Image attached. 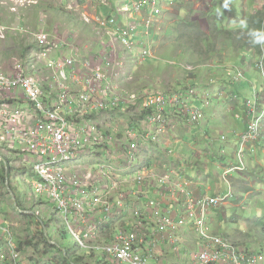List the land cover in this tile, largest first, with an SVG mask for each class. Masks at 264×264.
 Returning a JSON list of instances; mask_svg holds the SVG:
<instances>
[{
  "label": "rangeland",
  "instance_id": "obj_1",
  "mask_svg": "<svg viewBox=\"0 0 264 264\" xmlns=\"http://www.w3.org/2000/svg\"><path fill=\"white\" fill-rule=\"evenodd\" d=\"M86 2L87 6H84ZM223 2L227 10L226 8L225 10L222 9L221 3ZM63 3L64 0H0V69L9 66L10 69H14L15 64L18 62L22 63L20 60L23 59L25 53H42L38 51L37 44L35 45V36L41 32L47 33L49 38L56 37V39H63L64 43H72L71 39L77 34L78 41L75 42V45L82 46L81 41L83 40L87 42L86 45L93 46L94 42L92 39H89L90 34L86 33V31L94 32L95 29L92 27L86 29L82 24V20H93L95 17H91L88 12V9L91 7L90 1L84 0L80 3L79 11L70 13L71 17L67 18L66 16L69 12H66L65 4ZM164 6L162 18L166 20L161 18L158 20L157 39L153 46L155 50L152 52L153 57L141 62L142 64L135 62V66L138 67L136 72L137 78L127 73L129 68L126 66V63L122 67V73H127L125 79L122 80V83L126 85V89L128 90L129 84L134 81V85L136 86L130 88L136 89V91L143 88L158 92L171 91L173 89L178 91L180 84L183 86L187 80L192 79L187 76H192V73L195 74L197 72L201 79L199 82L203 81L201 84L206 83L213 87L212 91L208 89L209 94L217 90L227 94L221 97L220 100H217L219 95L216 96L217 98L214 99V102L205 108L207 115H203V119L198 126H190L182 121H176L178 123L177 127L171 125V128H176V131H173L168 136L165 131L169 130V128L166 127L165 131L162 129L158 135L159 142L157 145L150 147V152H147L143 159L147 163H155V166L161 171H172L175 169L187 177L188 180L193 181V184L203 183L206 189H208L209 195L213 192V189L226 194L229 190L228 185L224 181H227L231 177L232 192L234 193L233 197L226 199V202H219V209L213 212L212 207L209 210L205 229L202 226H198L197 223L193 224L189 222L185 224L186 227L183 230V234L191 239L189 251H180L177 253L178 256L176 253L171 252V264H199L191 260L189 254L196 252L198 245L202 244V236L198 232L203 229L205 236L220 235L235 246L251 251L257 249L264 250V132L261 136L262 141L256 146L257 148L251 151L249 155H246V162L247 164L250 163L248 171L236 172L235 167L228 164V162H236L232 155L236 153L238 147L236 144L233 145L235 137L231 131L233 129L242 131L245 124V117L236 119L235 114H243L241 105L244 104V100L249 98L255 90L259 93L264 92L262 88L264 81L262 80L261 73L257 67L255 68L249 63L255 62L256 57L248 51L241 52V54L238 53V48H240V45L243 47L246 41L247 30L244 28L245 22L255 15V13H259L262 7L261 13H264V0H164ZM93 11L95 10L93 9ZM211 12L214 15H211ZM191 13H195V17ZM205 13L211 15L212 19H210V23L211 21L213 23L210 25L214 24V28L217 30H214V34H211L212 38L210 40L207 37H211V35H206L209 29L204 22L205 19L200 20ZM109 15L110 13H107L106 17ZM225 17L228 19L227 28L223 24ZM42 21L45 26L40 25ZM231 22L232 25L230 24ZM183 23H186V25L183 26ZM193 25L197 26L201 30V33H204L206 39L201 40L200 37L197 40L196 34H194L193 40H189V38L182 39L183 33L188 34V30ZM231 28L232 30H230ZM84 32V37L80 39V35ZM227 32L231 34L229 37L231 41L227 40V42L230 44L232 39L235 40V44L232 47L225 42L224 34ZM104 40L107 41V38ZM133 40L138 43L139 39L136 37ZM187 41H190V43L186 44ZM198 41L201 42L199 43ZM202 41L206 42L203 44ZM183 44L191 49L189 53H187L186 46ZM26 47L29 48L27 49ZM65 48H62V50ZM67 53H69V50H64V54ZM69 56L67 54L66 57ZM240 57L245 59L243 62H247L248 66L241 67L239 64L242 63L239 59ZM131 59L134 60L135 58ZM167 61L172 63L168 64ZM232 63L237 68L246 71L247 79L250 83L241 82V84L233 85V82L228 77V73L232 72V70L228 68L227 73L223 72L226 81L211 85L208 82L209 78L206 76L205 69L202 71L196 69L199 65L216 68V65L222 64L223 66L231 67ZM175 64H178L179 67L177 65L175 67ZM31 65L33 66V62ZM218 73V71L214 72L213 76L215 75L217 78H220L221 76H217ZM195 86H197L196 90L192 88L186 90L188 91V95L210 88L208 86L199 88L198 83ZM236 91L238 92L237 95H239V103L236 102L233 95ZM129 99L132 100V97L130 96ZM230 99H233V102L230 103ZM124 101V104L121 106L124 110L120 107L116 110L103 111L99 114V118L103 119L99 121L100 124H105L106 121L104 119L107 118L113 120V127L107 125L110 128L109 133L114 134L112 141H121V139L125 141L122 133L123 129L120 128L119 131H115L116 124L120 120L122 122L120 126L129 125L132 127L131 120H136L137 118L133 128H145L143 127V112L141 111L137 115L139 105L136 102L129 104L128 98ZM194 104L200 106V103L196 100ZM142 108L143 105L141 106ZM233 109L236 112L232 114ZM257 110L258 113H261V117L264 114L262 108H257ZM229 122H232L233 129L231 124L227 126ZM155 129L160 130L158 126L150 127L152 132ZM226 135L229 137L228 141L225 140ZM245 153L248 154L249 149ZM124 154L119 145H113L107 152L106 150H98L93 154H88L84 158L86 161L85 165L92 164L89 162V157L99 155L102 157L101 160L107 164L106 166L109 167L112 163L114 166L119 159L124 160ZM0 155V220H7L10 224H14L13 230L17 242L24 244L28 239L34 238V232H36L35 226L28 228L27 221L23 220L22 214H30L45 222L43 223L40 220L44 228H46V236L50 239L47 244L49 249H44L47 246L46 243L40 244V254L36 253L34 247L23 245L21 248L24 257L23 262L29 261L32 264H58L63 255V252L58 251L61 250L65 253L69 251L70 257L72 255L83 256L80 259L81 264H98L100 262V264H110L107 262L102 263L103 259L101 257L91 259L88 256L89 253L87 254L84 252L85 250H81L82 248L70 233L69 227L55 216L54 211L57 205L49 196H38L42 202L37 201L35 203L34 190L30 187V183L35 181V177L24 165H32L29 162L30 157L18 158L15 154H11L9 155V160L7 155L1 152ZM170 155L173 156V159ZM10 161L13 164L6 168V165ZM13 166L16 170H14ZM17 168L21 171H18ZM95 169L100 170V165L96 164ZM231 173L233 174L230 175ZM6 175L8 178L4 182L3 176L6 177ZM18 177L22 178L18 179ZM8 186L13 192L16 202L18 199L20 200L22 204L20 209L13 201L8 191ZM161 186H168V184ZM189 191L192 194L191 189ZM161 198V194L154 193L151 197L147 196L146 201L150 202L151 200ZM174 199L183 202L181 196H175ZM177 211H182L181 220H184L186 216L184 215V209L180 206V208H177ZM133 222V218L119 220L117 224L109 228V235L116 236L120 231L133 230L135 228ZM257 223H259L258 227L255 226ZM36 235L40 237L39 232ZM169 238L171 242L163 241L159 243L158 248L160 251L161 248L169 247L177 240L175 237ZM37 242L34 241V244ZM95 243L99 244L103 243V241ZM51 245L55 247L50 248ZM86 254L87 256H85ZM54 259L59 261L55 262ZM98 260L100 261L97 262ZM113 264L117 263L114 262Z\"/></svg>",
  "mask_w": 264,
  "mask_h": 264
},
{
  "label": "bare ground",
  "instance_id": "obj_2",
  "mask_svg": "<svg viewBox=\"0 0 264 264\" xmlns=\"http://www.w3.org/2000/svg\"><path fill=\"white\" fill-rule=\"evenodd\" d=\"M83 1L84 0H64L63 4H65L66 12H78L80 9V3H82ZM89 1L91 7L90 9H88V12L90 13L91 17L96 16V20L92 21L95 22V24L92 26V28L95 29V35L93 36L91 32H88L91 36L89 39H92L94 42L93 46L86 45L87 42L82 40V46L75 45V41L67 46H63L57 49L52 48V50L46 51L45 48L41 47L38 44L35 36V45L37 44L36 47L38 51L42 53H25L23 59L20 60L22 61V63L18 62L17 64H15L14 69H10V66L0 69V147H8L10 153L3 152L1 150L0 152L7 155L9 160V155L11 154H15L18 158L26 156L30 157L29 162H31L30 164L32 165H24H26L27 169L33 172L34 176H37L35 182H38L42 186L45 196H49L56 203V205H59L61 203V201L59 200L61 196L70 198L67 206L60 210V215L56 214L55 211L54 214L59 220L63 221L65 225L66 223L63 220L64 217L78 220V222L82 223L78 224L77 226H75V224L72 225L73 228L80 230L81 233L71 232L70 230V233L72 234V236H74L78 245L82 240L84 242L88 241L86 239V234L88 231L91 234L90 239L93 240L92 248L97 247V250H94L92 252H112L114 256L119 258V262L114 260V262H116L117 264H158L157 261L162 259V256H159L157 253V250L159 249V243L163 241L171 242V239L167 238L168 240H162L159 234L163 233V231H161L157 235L155 240L152 239L150 242L148 238H137L131 240V235L133 233H138L140 237H148L145 231V227L148 225L146 223V220H144L146 214L145 211L139 210L144 198L150 192H152L153 188L151 183V172L154 171V166L149 167V170H137H139V166L147 163L146 161H144L143 157L147 152H150V147L157 145V143L159 142L158 135L161 133V130L155 129L152 132V135L145 139L142 128L137 129L129 127L127 128V133L129 135H133L131 141L132 143L137 144V148L133 149L131 145H128L124 149V152L126 153L125 155H123L124 160L119 159L114 164V166L112 163V165H109L108 167L106 166L107 164L101 160L102 157H100L99 155H95L89 157V162L92 163L89 164L90 166L81 165L77 169L73 168L72 163H80L82 161H85V159H82L80 156L72 153L69 148L67 150L63 148L60 152L52 146L49 147V157H47L48 159H45L48 163L42 164L41 166L45 169H41L40 167H38L39 165L32 159L33 155L30 153L28 146L23 145L21 139L19 138V135H22L27 140L36 138L41 142L43 138H47L51 134H53V129L55 127L54 123L49 124V121L41 120L42 115H46L48 119V117H50L51 115L57 114L56 118L58 120L62 118L67 120L68 118L74 117L71 125L79 124L81 127H83L85 122L87 121L88 116L98 114V116L100 117L99 114H101L103 111L116 110L124 104V100H126L127 98L129 104L135 103V101L130 100L129 97L134 96L136 92L142 94L143 97L142 109H145V111H142L144 115L143 127H148L151 118H156L157 115L161 113L158 108L154 107L151 109V107L146 104L150 100H152L148 89L143 88L138 91H136V89H131L130 87L136 86L134 85V81H132L131 84L128 83L129 89H126V85L122 83V80L124 79V77H122V73H120V76L117 77L116 81L110 88L105 87V75L109 73L110 69H102L95 75L94 78L98 80L97 83L88 84L89 80L86 78H71L70 80L64 79V81L61 82L62 78H65L67 76V78H69L73 71H77L83 67L88 66L90 62H84V60L91 59L93 56L97 55L98 51L103 49L101 46L103 43H101L102 39L104 42L108 41V39L107 41L104 40L103 35L98 34L99 29L96 21L100 19L111 18L112 10H114L115 13H117L120 17L124 18V22L130 26L133 25V21L127 19L135 16L138 13H143V15L140 16L141 18L144 17V14H160V17H157L155 22L153 20L148 21L144 24L143 28H139V32H141L139 37L141 38L143 35L142 32H144L143 29L154 22L151 36V39H154L155 37H157L156 34L158 31V20L160 18L163 19L162 17L165 8L164 0ZM84 6H87V2ZM93 9L95 11H93ZM107 13H110V15L106 17ZM40 25H44L43 21L40 22ZM259 32V41L261 43H264V13L262 15ZM76 35L75 37H77ZM46 41L53 44L56 41V37H47ZM116 44L124 46L126 44V41H118L117 43L114 42L112 45L113 47H110L111 49L109 48L108 51H114L117 46ZM138 44H143V42L138 41V43H135V45ZM64 47H66L64 50H69V53H67L70 55L69 57H66L67 54H64V50H62V48ZM74 49H77V51L75 53H72ZM262 51H264V48ZM261 56H264V54H262ZM68 60H72L73 62H70L65 66V72L62 76L60 75V72L54 70V68L56 67L55 65L51 66V63L64 62ZM35 61H37L36 64ZM32 62L33 66L31 65ZM136 62L142 64L141 62L143 61L141 60ZM260 62L262 63H260V66L257 67V69L260 73L264 74V61ZM167 63L169 64L172 62ZM133 64L136 65L135 62H133ZM176 65L179 67L178 64ZM137 68V66L129 68L127 73L133 75L134 78H137ZM231 68L232 66L229 69ZM187 77L192 78L189 81L198 83V86L200 88L204 86L210 87L204 91L198 92L201 96L205 97V104L210 105L211 102H208V98H210L211 94H209L208 89L212 91L213 87L209 86L206 83L200 84L199 81L201 79L199 78L197 72L194 75ZM228 77L232 82V78H234L236 82L245 80L243 74L236 69H234L233 75L232 72L228 73ZM26 81H30L34 84L25 86ZM54 86L57 88V90H54ZM95 88L98 90V92L93 93L92 89ZM66 92H70V95L65 96ZM153 92L160 93L155 90H153ZM164 92H168V94H171L173 91L171 90ZM89 93L93 94L92 97H90L91 95L87 96V94ZM118 97H122L120 103L118 101L110 100L111 98L116 99ZM220 99L221 98L219 95L217 100ZM231 102H233V99H230V103ZM91 108L92 110H90ZM199 116V113L192 114L182 111V109L179 108L178 113L171 117H165L164 119L171 120V125H174V122L176 121H182L190 126H198L200 123L193 118H197ZM95 125L98 127H102L103 125L108 124H100V122L97 121L95 122ZM14 126L27 128H24L21 132H14ZM33 130H35L36 133L39 134V136H33ZM64 130L68 133L74 134L71 127H66L64 128ZM173 131H176V128H171L169 130H166L165 132L168 136L173 133ZM167 132H169V134H167ZM110 135L111 134L109 133V135L103 137V139L107 138ZM124 137L126 141V136ZM108 140L112 141L113 138L111 137ZM102 141V138L99 137L97 140L90 139L85 142L99 144ZM121 141H123V139H121ZM75 144L76 143H74L73 146L70 144V147H76ZM96 149L102 151L108 148L106 146H98L96 147ZM238 151L239 148L237 147L236 152ZM134 160H137V162H134ZM10 162L8 165H6V168L13 164L12 162ZM96 164L100 165V170L95 169ZM53 165L56 169L53 168ZM13 168L14 170H16L14 166ZM46 169L52 171H46L45 173H43V170ZM17 170L19 171L20 169L17 168ZM78 171H83L84 174H79ZM79 175H81L82 177L84 175L90 176V180L88 182L91 183L90 185L92 186L89 189L88 187L90 185L88 187H85L78 183L77 180L80 178ZM6 177L8 178L7 175ZM22 177H18V179H21ZM59 177H66V179L65 181L61 182L58 180ZM76 181L79 186H75ZM30 184H32V182ZM59 186H63V189L58 190L57 193L53 192ZM80 186H83V188H81ZM116 186L118 187L116 188ZM173 186L176 187L174 184ZM171 188L172 187H170L169 190H171ZM189 189L191 188H187L182 183L180 193L172 195L169 198H171L172 204L176 211L177 208H180V206L184 209V215L186 216L185 219L182 220L185 224L192 222L193 224L197 223L198 226H202L200 223V219L202 218L200 212H206L205 217H208L207 215L209 212V208L207 203H210V201H208V199L206 198L205 200L199 202L197 206H194L193 204H186V201L189 199H194L196 201L199 199L193 196V194L190 193ZM8 191L12 196L13 201L17 204L16 198L9 186ZM52 193H55V196L52 197ZM208 195L209 194L207 193L206 197ZM175 196H181L183 202L178 201V199H174ZM36 202L37 201H35V203ZM224 202H226V199L223 201V203ZM86 207L91 208V210H87L86 212ZM127 218L134 219L133 224L135 225V228L133 230L120 231L118 234H116V236H113L112 234L109 235L108 230L111 226L117 224L119 220H125ZM83 222H86V225H84ZM153 226L156 227V225ZM0 227V247H2L3 244H6L7 240L9 239L12 240L17 247L10 248V252H15L17 254L11 258H9L8 255L3 254V251L0 248V259H7L8 261L16 262L17 264H32L29 261L23 262V251L20 247V244L17 242L15 232L13 230V228L15 227L14 224H10L7 220H0ZM44 231L47 235L46 228H44ZM200 235L202 236V244L198 245L196 252H191L189 254L191 260H194L199 264H209L211 262H214L212 264H232V262L225 263L222 260L223 257L220 255L222 244H227V249L232 250L233 248L238 253L244 255L253 254L256 256H262V254H254L251 250L235 246L220 235ZM101 240L103 241L104 245L103 243H101V245L95 243ZM118 240L125 243L127 251H119L114 246V242ZM173 242L175 241L173 240ZM86 247L83 248V250H86ZM200 254H206L208 256L204 260L199 261L198 258ZM112 256L113 255H107L106 259L111 260L113 259ZM241 262L242 261H239L238 263Z\"/></svg>",
  "mask_w": 264,
  "mask_h": 264
},
{
  "label": "built area",
  "instance_id": "obj_3",
  "mask_svg": "<svg viewBox=\"0 0 264 264\" xmlns=\"http://www.w3.org/2000/svg\"><path fill=\"white\" fill-rule=\"evenodd\" d=\"M112 12V17L111 18H106V19H100L97 22V26H98V34L103 35V38H107L108 41L104 42L103 39L101 40L102 43V48H103V52L99 53L96 56H93L91 59H87L84 60V62H90V64L86 67H83L77 71H73L71 76L69 78L65 77L62 78V81H64V79L66 80H70L71 78H86L89 80L88 84H93V83H97L98 80L95 79V75L102 69L106 70V69H110L109 73L105 75V87L110 88L112 86V84L116 81L117 77L120 76V73H122V67L124 65V63H126V66H128V55L129 54H133L135 52L138 51V58L143 60H146L147 58H152V31H153V23L155 22L157 17H160V14H144V17H140L141 15H143V13H138L135 16L127 19V20H132L133 21V25L130 26L128 24H126L124 22V18L120 17L117 13H115L114 10L111 11ZM138 18V19H137ZM154 21L151 25H149L148 27L144 28V32L142 37L140 38L139 35L141 32H139V28H143L144 24L148 21ZM82 22H84L86 25L88 26H93L95 24V22H92L91 19H85L82 20ZM104 24V25H103ZM49 35L47 33L41 32L40 34H38L36 36L37 42L38 44L45 48L46 51H50L52 50V48L57 49L63 46H67L70 43H64L63 39H56L55 43L51 44L49 42L46 41V38ZM136 37H138V41H142L143 44H138L135 45V41L133 39H135ZM72 42L77 41V37L74 36L73 39H71ZM125 42L126 44L124 46H121L119 44H116V49L114 51H108V49L110 47H113V43L114 42ZM111 49V48H110ZM77 51V49H74L72 51V53H75ZM70 62H73L72 60H68V61H64V62H54L51 63V66L55 65L56 67L54 68V70L60 72V75L62 76L65 72V66L67 64H69ZM125 72L122 73V77H124L125 79ZM30 84H34L30 81H26L25 82V86L30 85ZM44 85V84H42ZM59 85V84H58ZM99 85V84H98ZM54 90H57V88L54 86L53 87ZM93 93L94 92H98V90L92 89ZM149 91V90H148ZM150 92V97L152 98V100H150L148 103H146L148 106L152 108L156 107L158 108V110L161 112L159 115H157L156 118H151L150 120V124L148 127L142 128L143 130V135L144 138H148L152 135V131L150 130V127L152 126H158L160 128V130L165 128H171V120L169 119H164L165 117H171L173 115H175L176 113H178L179 108L182 109V111L185 112H189V107H190V101H187L185 98H183L182 95H180V92H172L171 94H168V92H160V93H155L153 91H149ZM70 95V92H66L65 96ZM91 95L90 97H92V93L87 94ZM107 96V95H106ZM165 96H168V100L166 99ZM259 98V97H257ZM262 104L263 107H258L257 103H253L250 104L249 103V110H248V128L249 130L244 133V135L242 136L241 139V150L239 151V155L242 152L243 147L246 146V144L254 142L256 140H258L261 137L262 131H263V126H264V114L260 117L261 113H258L257 108H262L263 112H264V96H262ZM111 101H118L120 103V101L122 100V97H118V98H111ZM132 100L135 101L138 105V113L141 111H145V109H141V106L143 104V97L142 94H139L138 92L132 96ZM165 103V104H164ZM168 107V114H166L165 111V107ZM92 110V108L90 109ZM132 110V109H131ZM129 112V110H128ZM127 112V113H128ZM137 113V115H138ZM190 113H199V117L197 118H193L195 120H199V118L201 117V113L200 111H192ZM57 114H53L50 117H48L46 115H42L41 116V120H47L52 124L54 123L55 127H54V133L51 134L49 137L47 138H43L42 141L40 142L38 139L33 138L31 140H27L24 138V136L19 135V138L21 139L23 145L28 146V149L30 151V153L33 155L32 159L39 165L38 167H40L41 169L43 168L41 165L44 163H48L45 159H48L47 157H49V147H54L56 150H59L61 152V150L63 148H65L66 150L69 148V150L72 153H75L77 156H80L82 159L86 158L88 154H93L94 152L98 151V149H96V147L98 146H106L108 149H111L113 147V145L117 146L119 145L122 148V152H124V149L128 146L131 145V147L133 149L137 148V144L136 143H132L131 139L133 138V135H129L127 133V128L130 127L129 125H125V126H120V123L116 124V128L115 131H119L120 128L123 129L122 133L124 134V136H126V141H111L108 140L111 137H114V134H111L110 136H108L107 138H104L105 136L109 135V131L110 128L107 125H103L102 127H98L95 125V122L103 120V119H99L98 114L92 115V116H88L87 121L85 122L84 126L81 127L79 124L77 125H71L72 121L74 120V117L72 118H68L67 120L65 119H57L56 118ZM106 121V123L108 125H110V127H113V123H112V119L111 118H107L104 119ZM137 120V118H136ZM135 120V122H136ZM31 127V126H30ZM28 127V128H30ZM66 127H71L74 134L72 133H68L67 131L64 130V128ZM24 128L27 127H20V126H14L13 130L14 132H21ZM114 131V132H115ZM33 136H39V134L36 133L35 130H33ZM30 137V136H28ZM99 137L102 138V142L99 144H93V143H87L85 141L90 140V139H94L97 140ZM76 143V147H70V144L73 146V144ZM12 145V144H11ZM108 149H104L102 151L107 152ZM0 150L3 152H9L8 147H0ZM126 154V153H125ZM124 154V155H125ZM108 156H110L108 154ZM134 162H137V160H134ZM86 161H82L80 163H74L72 166L73 168H77L81 165H85ZM53 168H55V166L53 165ZM245 168L243 162H241V166L239 167H235L236 171H243ZM45 169V168H43ZM56 169V168H55ZM46 171H52V170H43V173H45ZM137 171H143L142 169H139ZM79 174H82V171H78ZM84 174V173H83ZM80 178L77 180L78 183H80L81 185L88 187L91 183H89L88 181L90 180V176H86L84 175L83 177L81 175H79ZM35 179H37V176H34ZM158 179V182L162 185V184H169L171 183V176L170 175H164V176H157L156 174L152 173L151 175V179ZM66 177H59L58 180L63 182L65 181ZM77 181L75 183V186H79L77 184ZM95 182V181H94ZM93 182V183H94ZM175 186L176 182L174 183ZM185 186H187L188 184L185 183ZM83 186L81 188H83ZM92 185H90L88 187V189L91 187ZM31 187L34 188V191L36 194L35 195V201H39L40 202V198H38V196H42L45 197L44 194V190L42 188V186L38 183L33 181L31 184ZM118 186H116L117 188ZM174 187V186H171ZM175 188V187H174ZM63 186H59L56 190H54L53 192H56L58 190H62ZM37 195V196H36ZM55 196V193H52V197ZM208 199V201H210V203L208 202V211L211 209V207L213 206H217L220 202L221 199H215L214 198H209V197H204L202 200ZM59 200L61 201V203L59 205H57V208L55 210L56 214L60 215V210L62 208H65L68 204V202L70 201V198H65V196H61L59 198ZM200 201H196V200H189L186 204H193L194 206H197L199 204ZM148 210L145 211V214L147 218H151L152 221H154L160 232L163 231L162 234V240H166L169 237H175L177 238L176 234L180 231V228L183 227L185 225L184 221H179L176 222L174 220L171 219L170 216H167L165 214V212L163 211L162 205L158 200H152L150 201V203L147 206ZM86 212L87 210H91V208L86 207ZM139 211H142V209L140 208ZM187 213V212H186ZM200 215L202 216V218L200 219V223L202 225V227H204L205 229V223H206V212H200ZM164 217V218H163ZM66 223V225L69 227V230H71V232H75V233H81L80 230H77L75 228H73L72 225L75 224V226H77L78 224H82L80 222H78V220H74L68 217H64L63 219ZM87 222V220H86ZM83 222L84 225H86ZM1 228V227H0ZM204 229L198 233L200 234H204ZM91 238V234L87 231L86 234V239L88 240L87 242H84L83 240L80 241L79 245L81 248H85L86 246V250L88 251H94L97 250V247L92 248L93 246V240L90 239ZM137 238H148L147 236L144 237H140V235L138 233H133L131 235V240L137 239ZM156 238L153 237V240H155ZM177 242V240H176ZM176 242L174 244H172V246H174L176 244ZM98 245H101V243H99ZM114 246L119 250V251H127L126 247H125V243H123V241H116L114 242ZM227 244H222L221 247V252L220 255L223 257V261L225 263H229L232 262V264H264V256H256V255H244L241 253H238L236 250H234L232 248V250L227 249ZM1 250L3 251V254L8 255L9 258L17 255L15 252H10V248H17L14 244V242L12 240H7L6 244H3L2 247H0ZM100 252V251H99ZM98 252V253H99ZM104 252V251H101ZM107 255H113L112 257L119 262V258H117L116 256H114V254L112 252H108L105 251L104 252ZM208 255L206 254H200L198 260L202 261L205 258H207ZM14 258H18V257H14ZM125 258V257H124ZM239 261H242L241 263H238ZM17 264L16 262H10L7 259H0V264ZM214 262H211L209 264H212Z\"/></svg>",
  "mask_w": 264,
  "mask_h": 264
},
{
  "label": "trees",
  "instance_id": "obj_4",
  "mask_svg": "<svg viewBox=\"0 0 264 264\" xmlns=\"http://www.w3.org/2000/svg\"><path fill=\"white\" fill-rule=\"evenodd\" d=\"M222 4V9H224L225 10V8H226V10H227V7L226 6H224V2L223 3H221ZM224 10H223V14H224ZM263 10V7L261 8V10L259 11V13L257 12V13H255V15H253V16H255V17H251L249 20H247V22H245V29L247 30H245L246 31V41H245V43H244V45H243V47H242V45H240V48H238V53H240L241 54V52H245V51H248V52H250V53H252V54H254V56L256 57V60H255V62H249L251 65H253L254 67H259L260 66V63H262V62H260V61H264V56H261L262 54H264V51H262L261 49H260V43H259V31H260V23H261V19H262V15H263V13H261V11ZM191 12H193V11H191ZM206 15H209L208 17H206V19L207 20H209V19H212L211 18V15H214L212 12H211V15L209 14V13H205ZM204 18H205V16H204ZM186 24V23H185ZM185 24L183 25V26H185ZM208 24H211V23H208ZM207 24V25H208ZM214 25V24H213ZM207 34V36H210L211 34L210 33H208V32H206ZM194 34H196L197 35V40L201 37V40H204V38L206 39V37H205V35H204V33L202 32L201 33V30L197 27V26H195V25H193V26H191L190 27V29L188 30V34H184L183 33V35H182V39H184V38H189V40H193V38L195 37L194 36ZM225 35V41L227 42V40H230L231 41V38L229 39V37H230V33L228 32V33H225L224 34ZM208 38V40H210L211 38H212V35H211V37H207ZM241 41H242V39H240ZM195 41V40H194ZM199 43L201 42V41H198ZM206 41H202V43L204 44ZM232 42H233V44H235V40L234 39H232ZM231 42V43H232ZM188 43H190V41H187L186 42V44H188ZM229 44L228 42H227V44H229L231 47H232V44ZM183 45H185V44H183ZM228 45V46H229ZM186 46V45H185ZM27 49L29 48V47H26ZM26 49V50H27ZM186 50H187V53H189L190 52V48L188 47V46H186ZM240 59V61L242 62V63H239L240 65H241V67L242 66H248L247 65V62H243L245 59L243 58V60H242V57H240L239 58ZM176 65V64H175ZM232 65L234 66L235 64L234 63H232ZM232 66V75H233V71H234V69H236L235 67H233ZM236 66V65H235ZM176 67V66H175ZM228 68H230V67H228V66H223L222 64L221 65H216V68H214V67H211V66H206V65H204V66H199V67H196V69L198 70V71H202L203 69H205V71H206V76L209 78L208 79V82L212 85V84H220V83H224L226 80L224 79V75H223V72L224 73H227L228 72ZM236 70H238V69H236ZM216 71H218L219 73L217 74V76H221L220 78H217L215 75L213 76V73L214 72H216ZM239 72H243L242 74H243V77H244V79L246 80V81H241V82H247V83H250L249 81H248V79H247V75H246V71H244L243 69H241L240 68V70H238ZM191 75H194V73H192ZM261 76H262V80L264 81V74H262L261 73ZM233 79V85H236V84H241V82H236L235 81V79L234 78H232ZM202 82V81H201ZM201 82H200V84H201ZM196 85V83H194V82H191V81H189V80H187V82L182 86V84H180L178 87H179V90L178 91H176V92H180V95H182L183 96V98H185L187 101H192V107L193 108H197L198 109V111H205V107H204V103L202 102V100H201V95H199V91L198 92H196V94H187V92L188 91H186V90H189L190 88H192V89H194V90H196L197 88V86H195ZM200 88V87H199ZM262 88L264 89V85L262 86ZM264 91V90H263ZM214 93H216V94H218V95H220V94H222V95H220V98L221 97H224V95H226L227 93H224V92H219V90H217V91H214ZM258 92L255 90L254 92H253V94L249 97V98H247L246 99V101H244V104L243 105H241V107H244L245 106V113H247V105L250 103V104H253L254 102L255 103H257V105H258V107H263V104H262V97L260 96L261 94H264V92H261L260 93V95H259V98H257V96H256V94H257ZM216 94H212L211 93V97H213V96H215ZM238 94V92L236 91V92H234L233 93V95H234V98H235V100H236V102H238V99H239V95H237ZM166 97V99L168 100V96H165ZM195 100L196 101H198L199 103H200V106H197V105H195L194 104V102H195ZM166 109H165V111H166V114H168V107L166 106L165 107ZM131 122H132V127L136 124V122H135V120H131ZM174 124L176 125V126H178V123H176V122H174ZM245 130L246 131H248L249 130V128L246 126L245 127ZM262 141V139L261 140H258V141H256V145H251V147H250V149H249V153L248 154H250V152L251 151H253L255 148H257L256 146L259 144V142H261ZM248 150V148H246L245 149V151H247ZM171 157H172V159H173V156L172 155H170ZM169 159V158H168ZM175 162H177L176 160H175ZM150 163V162H149ZM151 164V165H150ZM150 164H148V167H151L152 165H155V163H150ZM3 178H4V182L7 180V177H4L3 176ZM17 207L20 209L21 207H22V204H21V202H20V200L18 199L17 200ZM22 216H23V220H26L27 221V227L28 228H30V227H32V226H35L36 227V232H34V238H30V239H28L26 242H24V244H20V247L22 248V246L23 245H25V246H27V247H34L35 248V250H36V253L37 254H40V251H41V249H40V244L42 245L43 243H46V245L48 244V241L50 240L47 236H46V234H45V232L43 231V229H44V225H43V223H45L42 219H37L35 216H31L30 214H22ZM258 224L259 223H257V224H255V226L256 227H258ZM49 226V225H48ZM262 228H263V226H262ZM37 232H39V234H40V237H38L37 235H36V233ZM35 239H37V240H35ZM34 241H38L36 244H34ZM49 246L47 245L46 247H44V249L45 248H48ZM51 247H55V246H50V248ZM49 249V248H48ZM58 251H60V252H63V255H62V257H61V261H59V260H57V259H54V261L55 262H58V264H81V262H80V259H81V257L80 256H76V257H74V256H71L70 257V254H68V252L69 251H67L66 253L64 252V251H61V250H58ZM70 253V252H69ZM253 253L254 254H258V253H261V254H263L264 253V250H261V249H257V250H254L253 251ZM96 253L95 252H91V253H89L88 254V256L89 257H91V256H94Z\"/></svg>",
  "mask_w": 264,
  "mask_h": 264
},
{
  "label": "clouds",
  "instance_id": "obj_5",
  "mask_svg": "<svg viewBox=\"0 0 264 264\" xmlns=\"http://www.w3.org/2000/svg\"><path fill=\"white\" fill-rule=\"evenodd\" d=\"M192 14V16L193 17H195V13L193 14V13H191ZM231 15V14H230ZM232 15H234L233 13H232ZM204 16H205V18H204ZM202 18H200V20H202L203 18L205 19V23H206V25L208 24V23H210V19L209 20H207L206 19V17H207V15L205 14ZM67 17H71V15H70V12L67 14V16H66V18ZM230 18H232V16H230ZM163 20H166L165 18H163ZM227 21H228V19L225 17L224 18V21H223V24L225 25V27L227 28V26H226V24H227ZM232 22H233V20H232ZM232 22L230 23L231 25H232ZM211 23H213V21H211ZM82 24L85 26V28L86 29H88V28H90V27H92V26H88V25H86L84 22H82ZM183 25H184V23H183ZM186 25V24H185ZM213 26V27H212ZM212 26L210 25V24H208L207 25V27H208V29L209 30H207L210 34H214L215 33V31L214 30H216L215 28H214V25L212 24ZM235 27V26H234ZM230 30H232V28L230 29ZM217 31V30H216ZM86 33H88V31H86ZM228 33V32H227ZM259 34H260V32H259ZM84 35H85V32H84V34H82V35H80V39H82L83 37H84ZM231 35V34H230ZM91 37V36H90ZM78 38V37H77ZM157 39V37L156 38H154V39H152V45L154 46V44H155V40ZM226 42V41H225ZM227 43V42H226ZM259 43H260V49L261 50H263V48H264V43H261L260 41H259ZM232 45H233V42L231 43ZM152 46V52L155 50V48ZM103 52V49H101L100 51H98V53H97V55L99 54V53H102ZM134 54H137V55H134ZM138 56H139V54H138V51L137 52H135V53H133V54H129L128 55V68H132V67H135V65H133V62H136V61H141V59H139L138 58ZM131 58H135L134 60H132ZM147 59H149V58H147ZM242 60H243V58H242ZM143 61H145V60H143ZM168 62V61H167ZM233 66V65H232ZM233 67H235L236 69H238V70H240V68H237L235 65L233 66ZM256 68V67H255ZM241 73H243V72H241ZM210 82V81H209ZM211 83V82H210ZM173 92L175 91L174 89L172 90ZM196 93V92H195ZM212 94H216V93H214V92H212ZM200 95V94H199ZM259 95H260V93L258 92L257 94H256V96L257 97H259ZM216 96H218V94H216L215 96H213V97H211L210 96V98H208V102H211V104H212V102H214V99L215 98H217ZM225 96V95H224ZM261 97L262 96H264V94H261L260 95ZM201 100H202V102L204 103V107L205 108H207V107H209L210 105H206L205 103H206V100H205V97L204 96H201ZM192 101H190V107H189V112L188 113H190V112H192V111H198V109L197 108H193L192 106ZM242 110H243V114H235V118L236 119H240V118H242V117H245V124H244V129L242 130V131H239L238 129L237 130H235V129H233V124H232V122H229V125H227V126H230V124H231V127H232V131H231V133L232 134H234V137H235V140L233 139V142H235V143H233V145H237L238 146V148H239V151L241 150V139H242V136L244 135V133H246L247 131L245 130V127L247 126L248 127V110H249V104L247 105V113H245V106L244 107H242ZM233 112L235 113L236 112V110L235 109H233V111H232V114H233ZM138 113V112H137ZM200 113H201V117L199 118V120H197L199 123H201V121H202V119H203V115H207V113L205 112V111H200ZM238 117H240V118H238ZM111 121H113V120H111ZM118 123H122L121 122V120H120V122H118ZM174 126H176L175 124H174ZM122 127V126H121ZM177 127V126H176ZM236 127V126H235ZM264 132V126H263V131H262V133ZM261 136H262V134H261ZM232 138H233V136H232ZM228 139H229V137L226 135V137H225V140L226 141H228ZM260 140H261V137L259 138ZM256 141H258V140H256ZM256 141H254V142H251V143H248V144H246V146L245 147H243V149H242V152H241V154L239 155V151L238 152H236V153H234L233 155H232V157L234 158V160L236 161V162H228V164L229 165H233L234 167H239V166H241V162H243V164H244V166H245V168H244V170L243 171H248L249 170V168H250V163L249 164H247V162H246V155H249V154H246L245 153V149L246 148H248V149H250V147H251V145H256L255 143H256ZM260 143V142H259ZM148 159H150L149 157H148ZM225 162H227V161H225ZM250 162H251V159H250ZM148 164H150V163H145L144 165H142V166H139V169H142V170H144V169H148L149 170V167H148ZM151 165V164H150ZM152 166H155V165H152ZM158 172V168L155 166V169H154V171H152V172ZM243 171H236V172H243ZM151 172V171H150ZM236 172H234V173H236ZM33 173V172H32ZM233 173H231V175H232ZM164 175H170L171 176V180L173 181H171V183H169L168 185H170V186H173V184L176 182V187L174 188V187H172V189H173V192H180V188H182V183H178V181H176V179L174 178V177H183L182 179H183V184H185V183H187L188 185L186 186L187 188L189 187V185L191 184V181L190 180H188L187 179V177H185L182 173H179L177 170H167V171H163V173L162 174H158V176H164ZM158 180V179H157ZM227 185H228V192L226 193V194H223V193H218V195H216V196H211V195H208L207 197H209V198H214V199H221L220 201H224L225 199H230L231 197H233V192H232V185H231V178L230 179H228L227 181H224ZM159 183V182H158ZM160 184V183H159ZM161 185V184H160ZM163 185V184H162ZM167 185V184H166ZM175 185V184H174ZM30 187H31V184H30ZM204 197H206V196H202V197H200L197 201H200V200H202ZM158 200V199H157ZM189 200H191V199H189ZM188 200V201H189ZM194 200V199H193ZM152 201V200H151ZM160 203H161V201L160 200H158ZM187 201V202H188ZM40 202H42V201H40ZM150 203V202H149ZM148 203V204H149ZM142 204V203H141ZM219 205H217V206H213V212L216 210V209H219V207H218ZM212 208V207H211ZM141 209H142V211H144V209L142 208V206H141ZM165 214H166V212H165ZM167 216H170L171 217V215H169V214H166ZM182 218V217H181ZM181 218L180 219H178V220H175V219H173L172 217H171V219L172 220H174V221H176V222H179V221H181ZM144 220H146V223H147V225L148 226H146L145 227V231H146V234L148 235V239H150V238H152L153 239V237H155L154 235L155 234H159L160 233V230H159V228H158V226H157V224L154 222V221H148L147 220V217H145L144 218ZM153 225H156V227H154ZM185 225L183 226V227H181L180 228V231L176 234V236H177V242H176V244L173 246L174 248H178L179 247V241L182 239V231L185 229ZM153 229H155V231H153ZM160 235V237L162 238V234L160 233L159 234ZM157 237V236H156ZM155 237V238H156ZM103 245H104V243H103ZM172 246V245H171ZM81 250H83V248L81 249ZM84 252H86L87 254L88 253H91V251H88V250H85ZM105 252V251H104ZM104 252H99V253H96L94 256H91V257H89V258H91V259H96L97 257H101V259H103V261H102V263H105V262H107V263H110V264H113V262H114V258L113 259H111V260H107L106 258H107V254H105ZM87 254L85 255V256H87ZM72 256H74V257H76L77 255H72ZM262 256H264V253L262 254ZM80 257H83V256H80ZM100 260H98L97 262H99ZM101 263V262H100ZM100 263H98V264H100Z\"/></svg>",
  "mask_w": 264,
  "mask_h": 264
},
{
  "label": "crops",
  "instance_id": "obj_6",
  "mask_svg": "<svg viewBox=\"0 0 264 264\" xmlns=\"http://www.w3.org/2000/svg\"><path fill=\"white\" fill-rule=\"evenodd\" d=\"M95 20H96V16L93 18L92 21H95ZM91 33H92L93 36L95 35L94 32H91ZM152 173H154V174H156L158 176V174H162L163 171H161L160 169H158V172H156V171L155 172H151V175H152ZM174 178L177 179L178 183H183L182 182L183 179L181 177H174ZM151 181H152L151 183H152V188L153 189H152V192H150L147 196L148 197H151L154 193L161 194L162 195V198L161 199H158V200H160L162 202V206H163V209L166 212V214L171 215V217L173 219H175V220L180 219L182 217V211H176V210H174V206L172 204V200H171V198H169L172 195H175V194L180 193V192H173V189L172 188H171V190H169V188L171 187L170 185H168V186H161L158 183V180L156 178L151 179ZM192 182L193 181H191V184L189 185L188 188H191V192H192L193 196H195L197 199L200 198V197H202V196H206V194L208 193V189H206V187L203 185V183L193 184ZM218 193H222V192L213 189V192L210 195L216 196V195H218ZM146 197L144 198V200H143V202L141 204V206L144 209V211H147L148 210L147 206H148V203L149 202L146 201ZM147 220L148 221H151V218H147ZM153 231H155V229H153ZM157 235L158 234H155L154 236L156 237ZM149 240H152V238H150ZM190 240L191 239L187 235L183 234V231H182V239L179 241V247L177 249L174 248L171 245L169 247L161 248V251H160V249H158L157 250L158 255L159 256H162V259L158 262V264H171L172 263L170 261V254H171V252H174L177 255V253H179L180 251H183V250L189 251V246H190L189 245V242H190Z\"/></svg>",
  "mask_w": 264,
  "mask_h": 264
}]
</instances>
